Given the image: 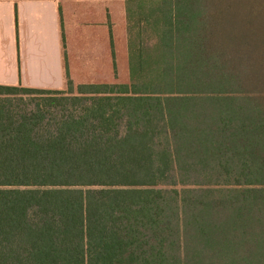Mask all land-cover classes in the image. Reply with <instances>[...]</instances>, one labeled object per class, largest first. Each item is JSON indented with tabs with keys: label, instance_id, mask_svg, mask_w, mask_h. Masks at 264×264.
<instances>
[{
	"label": "trees",
	"instance_id": "1",
	"mask_svg": "<svg viewBox=\"0 0 264 264\" xmlns=\"http://www.w3.org/2000/svg\"><path fill=\"white\" fill-rule=\"evenodd\" d=\"M133 2L158 40H111L107 76L65 52V90L0 85V264H264V40Z\"/></svg>",
	"mask_w": 264,
	"mask_h": 264
},
{
	"label": "crops",
	"instance_id": "2",
	"mask_svg": "<svg viewBox=\"0 0 264 264\" xmlns=\"http://www.w3.org/2000/svg\"><path fill=\"white\" fill-rule=\"evenodd\" d=\"M174 1L173 40H264V0ZM133 5L78 0L74 14L62 0H0V85L65 90V52L75 82L107 76L111 40L117 60L127 40H158L150 32L139 36L150 25Z\"/></svg>",
	"mask_w": 264,
	"mask_h": 264
},
{
	"label": "rangeland",
	"instance_id": "3",
	"mask_svg": "<svg viewBox=\"0 0 264 264\" xmlns=\"http://www.w3.org/2000/svg\"><path fill=\"white\" fill-rule=\"evenodd\" d=\"M63 2V7L64 8H70L71 12L73 10L74 14H76V6L78 4V0H62ZM74 17V22L75 24H77V16L76 15H72ZM77 41H76V48H77ZM78 49V48H77ZM77 65H78V60H76ZM80 62V61H79ZM87 63V61L85 62ZM75 72H78V69H75ZM75 75V73H74ZM72 77V76H71ZM73 78V77H72ZM74 78H77L74 76ZM264 89V87L262 88ZM76 91V88H75ZM18 94V95H12L10 97V100L8 101L9 106H12V108L15 109H24L26 111H30L32 109L35 108L36 106V101L33 100L34 97H32V95L29 94ZM2 103V102H0Z\"/></svg>",
	"mask_w": 264,
	"mask_h": 264
}]
</instances>
